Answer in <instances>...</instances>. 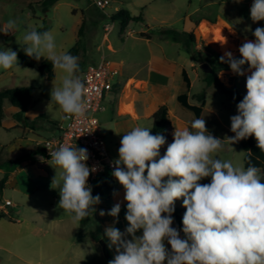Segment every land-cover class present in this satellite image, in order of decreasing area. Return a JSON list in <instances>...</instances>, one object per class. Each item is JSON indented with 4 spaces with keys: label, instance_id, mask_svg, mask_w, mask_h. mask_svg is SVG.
Wrapping results in <instances>:
<instances>
[{
    "label": "clouds",
    "instance_id": "clouds-1",
    "mask_svg": "<svg viewBox=\"0 0 264 264\" xmlns=\"http://www.w3.org/2000/svg\"><path fill=\"white\" fill-rule=\"evenodd\" d=\"M250 18L254 23L264 21V0H253ZM17 27V20L10 18L0 26V33L12 34ZM252 35L254 41L246 40L239 47L240 58L231 52L220 57L234 74L250 72L246 95L237 104V114L230 117L234 136L215 137L206 129L205 119L197 118L191 122V130L175 128L173 142L161 156L164 135H152L151 129L139 126L123 134L111 175L125 190L128 226L124 232L115 227L120 203L99 212L102 217L115 218L104 231L109 249L116 252L108 264H264V182L260 169L237 167L215 155L225 142L232 145L253 136L264 152V28L257 27ZM23 42L25 55L37 61L43 57L53 69L66 74L61 86L52 88L51 103L55 102L66 118L83 117L88 107L87 89L75 76L79 57L58 53L50 31H26ZM14 66H19L18 53L11 48L0 50V68ZM49 154L52 164L61 170L57 207L73 223L92 216L101 198L92 195L88 179L100 166H88L86 148L61 144ZM204 178L210 182L199 183ZM180 199L186 209L183 239L172 227L175 202Z\"/></svg>",
    "mask_w": 264,
    "mask_h": 264
},
{
    "label": "rangeland",
    "instance_id": "rangeland-1",
    "mask_svg": "<svg viewBox=\"0 0 264 264\" xmlns=\"http://www.w3.org/2000/svg\"><path fill=\"white\" fill-rule=\"evenodd\" d=\"M0 1V25L6 23L10 18L16 19L18 23L15 33L8 35L0 33V50L8 48L21 49L25 46L23 36L26 31H31L32 29L38 30L49 24L47 31H50L54 36L57 52L68 53L73 47L77 48L76 56L79 57V67L82 68L87 63H91L92 59L99 60L103 54H109L107 43L105 45L102 44V37L104 35L103 27L112 21L103 11L95 7L93 0H60L55 5L48 7L46 11H43L42 0ZM174 1L179 11L171 10L165 3L153 4L152 0H119L118 2H121L120 8L127 10L131 16L142 14L144 18L143 21L131 22L127 32H133L135 35L133 37L138 36L139 38L138 32L145 30L154 34V36L162 37L160 31L163 28L182 32L186 26L183 17L188 13L192 14V18L194 19L201 18V16L207 17L214 22L216 21V25L212 26L220 28L223 32L220 37L225 36L233 43L234 49L230 50V52L238 59L240 58L239 47L246 40H253L254 36L252 33L257 27L264 28V21L254 23L250 18V8L253 0H241L239 3L234 2V0H226L224 2L222 0ZM118 2L116 1V3L111 4L106 9V12H114V8L118 6ZM205 4L206 6L203 7ZM46 21L48 24H46ZM113 24L114 29L109 33V41L117 48L122 45L119 38L120 21H115ZM205 26L211 25L210 23L201 25L202 30L197 44L205 42V45L201 46V49L198 51L200 61H204L208 56L216 58L217 55H224V52L220 48L222 41L211 32H203ZM197 34L199 35L198 31ZM127 38L129 48L124 50V54L131 56L134 51L130 43L134 40L130 36ZM169 42H167L166 47L172 46ZM183 54L185 55V52ZM109 58L114 62L112 56L109 55ZM44 60L45 58L42 57L35 67H26L18 58L19 66L8 69L12 74L9 78L1 80L0 86H9L11 88L32 87V107L35 110L48 112L47 114L58 120L63 115L65 116V113L55 102L51 103L50 92L53 87L61 86L63 77L66 74L59 69H54V80L48 81L43 78L38 73V67ZM3 71L7 70L0 68V73ZM220 74L223 73L221 72ZM230 91L239 95L243 100L246 95V80L240 77L235 79ZM191 92L193 94L201 92L199 85H196ZM207 98L210 106L220 105L221 102L232 105L229 117H227L228 119L237 114V104L241 102L236 101L231 95L220 91L209 93ZM13 108L12 105L7 104L5 124L0 126V179L5 176L8 177V185L0 194V204L4 203L6 199L11 200L13 203V206L7 207L6 213L1 217L0 239L8 243L14 241L17 245H20L22 250L28 248L35 249L36 246L40 248V245L48 250L54 245L65 247L74 229H79V222L73 223L70 216L57 207L60 200L59 186L62 183L60 181L61 170L52 164L50 159L45 158L43 152L31 149L27 151V158L33 156V161H37L33 163L34 165H31V171H29L28 175L23 176L24 173L12 174L20 167L21 159H18L15 144L23 132L18 127L10 128V123L16 119V116L11 114V109ZM103 134L108 150L112 153L113 160L118 159L119 154L114 144L110 143L108 134ZM223 134L224 137L234 136V133L229 131H223ZM224 144L225 148L223 147L215 155L222 160L231 161L234 166L245 168V153L240 147L239 142L232 145L227 142ZM160 155H164L163 146L160 149ZM55 176L56 179L53 181ZM104 180L113 182L111 178L103 176L97 180H91L89 185L92 187L93 195L100 194L98 188L101 187ZM209 182L210 178H204L199 181L201 184ZM175 206L184 208L182 206V199L177 200ZM42 216H44V219L46 218V222L48 218L57 220V224L48 229L40 244L35 245L31 241L25 240L21 231H17L16 234L14 233L13 238L7 235V231L10 230L13 220L20 219L25 221L32 217L37 218ZM95 224L96 221L94 219L89 223L88 229L96 228ZM102 259L110 260L109 258H103V256ZM17 262L16 264H28L19 259H17Z\"/></svg>",
    "mask_w": 264,
    "mask_h": 264
},
{
    "label": "crops",
    "instance_id": "crops-1",
    "mask_svg": "<svg viewBox=\"0 0 264 264\" xmlns=\"http://www.w3.org/2000/svg\"><path fill=\"white\" fill-rule=\"evenodd\" d=\"M116 1L118 2L119 0H111V4L116 3ZM94 2L95 0H93V3ZM152 3H165L171 10L179 11L174 0H152ZM117 5L118 6L114 8V12H103L110 20L112 15L122 10V8H120L121 2H118ZM205 6L206 4L203 7ZM183 19L186 25L183 31L194 32V34L200 38L202 30L201 25L204 23H210L211 26H205L203 32H211L215 37L219 38L222 41L220 48L224 53L230 52V50L234 49L233 43L230 42L228 38L225 36L220 37V35L223 34L220 28L212 26L216 25V21L214 22L209 18L202 16L201 18L194 19L192 18V14L189 13L186 14ZM4 24L5 23H2L1 25L3 26ZM130 24L131 22L128 24L124 32L121 31L120 24L119 38L122 45L117 48H115L109 41V34H105V31L102 37V44L105 45L107 43V49L109 52L108 55H103L111 61L113 69L118 72L113 79V90L109 92L104 99L105 110L99 113L98 116L101 122L102 132L108 134L110 143L112 145L114 144L115 149L118 151L121 146L123 134L128 133L133 128L137 126L149 128L152 132V115L157 108L164 105L168 107L169 118L174 125V129H183L185 127L190 129L191 122L194 119L204 118L208 132L215 137L223 139V131L231 132V122L227 117H229L232 105L224 102H221L220 105L210 106L209 104V100L207 98L209 93L222 91L216 84H212L208 87L204 82V72L200 69V65L203 64V61H200L198 55V51L201 49V46H203L202 42L195 46L197 57L199 58V61L196 62L184 49L181 48L179 44L171 41L169 42V40L164 37L154 36V34L145 30L138 32L139 38L138 36L133 37L135 36L133 32H127ZM164 29L167 28H163L162 30ZM16 31L17 30L13 31V33ZM197 31L199 32V35L197 34ZM142 33L150 35L151 38L142 37ZM128 36L132 37L134 40L130 43L131 48L134 51L131 56L124 54V50L129 48L127 42ZM254 39L255 37H253V40ZM167 42L171 43L172 46L166 47ZM12 50L17 52L19 49ZM183 52H185V55ZM109 55L114 58V62L109 58ZM96 61L98 60L92 59L90 62L93 63ZM89 64L90 63H87L82 68L79 67V70L75 73L76 77L81 79L86 67ZM244 67L247 69V65ZM184 71H186L187 78L190 82L189 88L183 76ZM221 72L223 74H220ZM11 74L12 72L10 70L1 72L0 81L9 78ZM247 75H250V72H246L245 76H239L234 74L230 67H226L218 73V80L223 84L225 89L230 91L235 79L240 77L246 80ZM196 85H199L201 92L193 94L191 91ZM3 88L11 87L0 86V89ZM204 90L205 103H201L197 100V95L202 93ZM180 96H187L189 105L201 107V114L199 117H197L193 111L189 110L183 106L182 103H180ZM7 104L9 103H6L5 105V119L2 126L5 124L6 120ZM14 108L11 109L12 115H16L18 111ZM47 113L48 112H44L42 110H35L31 105L23 115L24 120L15 119L12 123H10L11 129L18 127L23 130L22 136L16 140L17 142L15 144L18 159H21L20 167L12 173L13 175L23 173V176L28 175L29 171H31V165H34L33 163L37 160L33 161V156H29V158H27V151L33 149L34 151L44 153L41 148L42 142L45 139L58 137L60 135V125L64 121V115L61 119L56 120ZM35 147H39V149H36ZM223 147L225 148V144ZM109 154L113 160L111 151H109ZM107 178H111V180H113L112 183L114 188L108 194H99L101 202L94 205L96 212L91 216V222L94 219L96 221L95 226L100 237L104 234L106 227L114 224L115 218L108 215L102 217L99 215V212L101 210H104L105 212L109 211L116 203L121 204V211L118 216V222L115 223V227H117L121 232H124L128 226L125 219V190L111 174L108 175ZM34 179L36 180L35 176ZM90 182L91 175L88 179L89 184ZM7 185L8 180L6 187ZM7 207L11 206H5L4 203L0 204V212L2 214L6 213ZM45 222L46 218L44 219V216L37 218L32 217L25 221L20 219L13 220L10 230L7 231V235L13 238L14 233L16 234L17 231H21L25 240L31 241L35 243V245L40 244L48 229L53 225L56 226L57 224V220H53L51 218H48V221L46 223ZM172 227L180 231L182 239L185 238L184 233L182 232L183 226H178L174 219ZM141 234L142 230L137 232L138 236ZM70 236L71 237L68 239L65 247L54 245L49 250L44 248L42 245H40V248H37L36 246L35 249L28 248L22 250L20 245H17L14 241H10L8 243L0 239V252H2L0 253V264H16L18 263L17 259L23 260L28 264H108V261L106 259H102V256L103 258L113 259L116 254L115 249H109L108 244L107 254H105L99 243V241L103 238H100L99 241H95L90 234H88V232L82 231L80 221L79 229H74ZM128 238L130 239V237ZM165 244L170 250V245H168L166 241ZM17 246L19 247L17 248Z\"/></svg>",
    "mask_w": 264,
    "mask_h": 264
},
{
    "label": "trees",
    "instance_id": "trees-1",
    "mask_svg": "<svg viewBox=\"0 0 264 264\" xmlns=\"http://www.w3.org/2000/svg\"><path fill=\"white\" fill-rule=\"evenodd\" d=\"M58 1L60 0H42L41 2L43 5V11H46L48 7L55 5ZM143 19L144 18L142 14L139 16H131L130 13L124 9L118 11L116 14L111 16L112 22L120 21L121 31L123 32L125 31V29L127 28L130 22L143 21ZM46 24H48L47 21ZM48 26L49 24L44 26L43 28L38 29L37 31L39 32L47 31ZM160 34L165 39H168L174 43L179 44L181 48L184 49L194 59V61L196 62L199 61V58L197 57V51L195 49V46L197 45L199 38L194 34V32H185V31L180 32L174 29H164L160 31ZM141 36L145 38H151L150 35L144 33H142ZM202 45H205V42H202ZM22 48L17 51L18 58L20 59L21 63L26 67H35L38 61L35 60L34 58H30L27 55H25ZM76 52H77V48L73 47L68 53L76 56ZM220 57H221L220 55H217L216 58L208 56L203 61V63H208L213 70L212 73L210 74L204 73V82L208 87L211 86L212 84H216L222 92L231 95V97H233L236 101H242V98L239 95L234 94L231 91L225 89L223 84L218 80V73L224 68L229 67L227 63H221L219 61ZM38 73L42 77L46 78L48 81H52L54 79V69L52 67L51 62L47 61L46 59L39 65ZM183 76L189 88L190 82L187 78L186 71L183 72ZM32 92H33V88L30 86L0 89V126H2V123L5 119L4 110L6 103L11 104L13 107H15L18 110L15 115L16 119L24 120L23 115L31 104ZM197 100L201 103H205V90L199 95H197ZM179 101L180 103H182L183 106L193 111L197 117L200 116L201 107L189 105L187 101V96H180ZM152 121H153V128L151 134L156 135L159 133L164 135L166 138V143L165 145H163L164 153H165L167 146L173 142V133L175 131L174 125L169 118L168 107L164 105L157 108L152 115ZM239 145L245 153L244 156L245 169L249 165L259 168L260 169L259 174L261 175L262 182H264V152L259 150V148L257 147L256 140L253 137H249L245 140L239 141ZM35 148L39 149V147H35ZM0 166H1V162H0ZM7 180H8L7 176L0 179V194L6 188ZM113 188L114 185L112 182L104 181L101 187H99V192L100 194L105 195L110 193L113 190ZM185 211H186L185 208H179L175 206L173 219L180 227L183 226L182 217ZM2 215L3 214L0 212V219ZM90 222H91V215L80 221L82 231L88 232V234H90V236L95 241H99L100 238H103L107 242V239L104 237V234H102L100 237L96 228L87 229V226L89 225Z\"/></svg>",
    "mask_w": 264,
    "mask_h": 264
},
{
    "label": "built area",
    "instance_id": "built-area-1",
    "mask_svg": "<svg viewBox=\"0 0 264 264\" xmlns=\"http://www.w3.org/2000/svg\"><path fill=\"white\" fill-rule=\"evenodd\" d=\"M95 6L105 12L111 5V0H95ZM114 28L113 22L104 26L105 34H109ZM118 72L113 69L111 61L102 55L98 61L90 63L81 80L86 85L85 101L88 105L83 117L77 119L66 118L60 125L58 137L45 139L41 148L47 159H51L49 151L54 150L61 144L71 147L86 148L89 153L88 166H100L99 170L91 173V180L100 176H107L112 173L114 166L110 157L106 139L101 129L99 113L105 110L104 99L113 90V79ZM5 206H12L10 200L4 202Z\"/></svg>",
    "mask_w": 264,
    "mask_h": 264
},
{
    "label": "water",
    "instance_id": "water-1",
    "mask_svg": "<svg viewBox=\"0 0 264 264\" xmlns=\"http://www.w3.org/2000/svg\"><path fill=\"white\" fill-rule=\"evenodd\" d=\"M200 69L204 72V73H207V74H210L212 73V68L210 67V65L208 63H203L200 65ZM100 243L102 245V249H103V252L105 254H107V243L104 239H101L100 240Z\"/></svg>",
    "mask_w": 264,
    "mask_h": 264
}]
</instances>
